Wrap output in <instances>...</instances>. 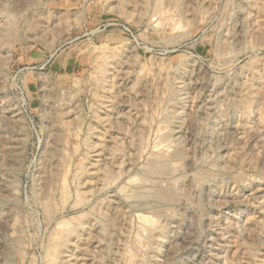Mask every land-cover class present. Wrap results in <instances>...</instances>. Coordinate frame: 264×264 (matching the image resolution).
Instances as JSON below:
<instances>
[{"label":"rangeland","instance_id":"1","mask_svg":"<svg viewBox=\"0 0 264 264\" xmlns=\"http://www.w3.org/2000/svg\"><path fill=\"white\" fill-rule=\"evenodd\" d=\"M144 263L264 264V0H0V264Z\"/></svg>","mask_w":264,"mask_h":264},{"label":"bare ground","instance_id":"2","mask_svg":"<svg viewBox=\"0 0 264 264\" xmlns=\"http://www.w3.org/2000/svg\"><path fill=\"white\" fill-rule=\"evenodd\" d=\"M220 41H221V39H220ZM224 41H226V40H224ZM223 42V41H222ZM229 47V46H228ZM230 48V47H229ZM162 142V141H161ZM163 144V143H162ZM165 144V143H164ZM158 145V144H157ZM161 146V145H160ZM152 148V147H151ZM166 148V147H165ZM167 152V151H166ZM159 153V152H158ZM157 154V153H156ZM155 154V155H156ZM157 156V155H156ZM163 156V155H162ZM158 158V157H157ZM160 158H161V156H160ZM163 158V157H162ZM164 159V158H163ZM162 160V159H161ZM165 160V159H164ZM169 161V160H168ZM167 161V162H168ZM152 162V161H151ZM166 162V161H165ZM168 163H170V162H168ZM155 164V163H154ZM164 164V163H163ZM167 164V163H166ZM148 165V164H147ZM152 166V165H151ZM151 166H150V168H151ZM154 167H157V166H154ZM172 167V166H171ZM150 168H148L149 170H153V169H158V168H153V169H150ZM159 168H162V166L161 167H159ZM172 169L174 170L175 168H173L172 167ZM225 169V168H224ZM148 171V170H147ZM176 171V170H175ZM153 172H155V171H153ZM158 172V171H157ZM151 173H152V171H151ZM165 174V173H164ZM166 175V174H165ZM168 175V174H167ZM160 176H162V175H160ZM171 176V175H170ZM172 176H173V174H172ZM174 177V176H173ZM178 177V176H177ZM176 177V178H177ZM201 178V177H200ZM142 179V178H141ZM157 180V179H156ZM168 181H170V179H168ZM176 181V180H175ZM159 182V181H158ZM201 182V181H200ZM152 183V182H151ZM182 185V184H181ZM175 186V185H174ZM134 187H136V186H134ZM168 187H170V186H168ZM126 188V187H125ZM150 189V188H149ZM173 189V188H172ZM149 191H151V190H149ZM160 191V190H159ZM158 191V192H159ZM141 192V191H140ZM142 192H143V190H142ZM158 192H156L157 193V195H158ZM171 192V191H170ZM143 193H145V191L143 192ZM151 193H153V192H151ZM160 193V192H159ZM163 193V192H162ZM146 194V193H145ZM161 194V193H160ZM164 194H166V193H164ZM138 195H139V193H138ZM151 195V194H150ZM156 195V196H157ZM154 196V195H153ZM160 196H162V195H160ZM142 197V196H141ZM137 198V197H136ZM144 198V197H143ZM147 198H149V196L147 197ZM158 198V197H157ZM156 199V198H155ZM172 199V198H171ZM155 201V200H154ZM150 227V226H149ZM146 229V228H145ZM145 231H147V230H145ZM145 264V263H144Z\"/></svg>","mask_w":264,"mask_h":264}]
</instances>
